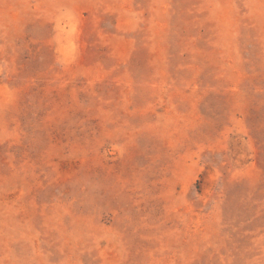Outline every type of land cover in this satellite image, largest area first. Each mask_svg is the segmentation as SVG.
<instances>
[{
	"label": "rangeland",
	"instance_id": "374dc122",
	"mask_svg": "<svg viewBox=\"0 0 264 264\" xmlns=\"http://www.w3.org/2000/svg\"><path fill=\"white\" fill-rule=\"evenodd\" d=\"M0 264H264V0H0Z\"/></svg>",
	"mask_w": 264,
	"mask_h": 264
}]
</instances>
